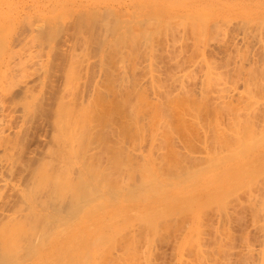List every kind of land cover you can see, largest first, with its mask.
Returning <instances> with one entry per match:
<instances>
[{
    "label": "bare ground",
    "instance_id": "bare-ground-1",
    "mask_svg": "<svg viewBox=\"0 0 264 264\" xmlns=\"http://www.w3.org/2000/svg\"><path fill=\"white\" fill-rule=\"evenodd\" d=\"M11 1L0 5V264H230L233 247L240 249L235 243L246 246L243 255H254L247 235L245 243L241 238L231 245L244 234L240 225H247L241 210L252 197L246 201L245 190H259L251 178L264 180V167L247 178L250 185L247 179L238 184L242 189L221 186L230 167L257 160L256 155L240 158L264 136V110L254 100L264 74V31L261 26L259 39L254 29L257 53L249 56L248 49V57L240 55L238 61L229 42L223 49L224 40L217 65V58L204 62L207 49L200 48L206 34L222 30L224 17L213 7L248 18L252 0H171L176 20L178 14L189 18L193 8L205 10L194 13L200 17L198 33L189 24L193 18L197 23L194 16L188 23L165 17L162 25L158 17L166 0ZM244 31L249 47L254 38L248 41ZM188 33L194 44L186 41ZM175 39L192 43L191 56L178 59ZM186 44L180 47L183 54ZM168 55L178 61L171 63ZM163 56L173 67L185 60L171 72ZM139 62L144 71L138 72L146 78L136 73ZM197 66L203 68L198 75ZM190 73L199 77L196 88L184 82ZM219 80H237L243 90L229 94L217 86ZM244 94L254 98L247 97L252 105ZM243 170L238 172L245 177ZM260 193L251 196L264 197ZM259 201L254 207L264 203ZM238 208L245 214L241 220ZM232 224H237L235 234ZM256 224L264 230V224Z\"/></svg>",
    "mask_w": 264,
    "mask_h": 264
},
{
    "label": "rangeland",
    "instance_id": "rangeland-1",
    "mask_svg": "<svg viewBox=\"0 0 264 264\" xmlns=\"http://www.w3.org/2000/svg\"><path fill=\"white\" fill-rule=\"evenodd\" d=\"M174 1H175V0H174ZM174 1H171V0L163 1V5H162V11H163V12H161V15H160L159 13H155L156 15H160L158 18H161V20H162L161 22L163 23L162 25H164V23H165V22H163L164 19H165V17H168V20H166L167 18L165 19V20L168 22V21L170 20V18H169L170 16H171V19H172V16H173V17L177 16V14H176V15H171V14H170V12H171V8H170V7H171V6H172L177 0H176L175 2H174ZM153 2H154V0H150V3H151V4H152ZM256 2H257V3H256ZM258 2H260V3H258ZM1 3H2V4H1ZM7 4H9V6H10L11 4L13 5V1H11V0H0V5H1V6L5 7V5H7ZM204 7H205V6H204ZM195 9H197V10H195ZM195 9L193 8V9L191 10V13H190V14H192V13H193V14L190 15L189 18H184V17H182V20H183V18H184L183 21H185V19H186V22L188 23V20H190V18L192 19V16L195 15L194 13L197 12L196 14H198L199 12L202 13V12L205 11V10H201V9H199V7H198V8H195ZM249 9H251L252 12L250 13V16H249L248 18H247V17H244V18H245V19H244V18H239V17H237L236 15H234L235 13H232V14L230 15V14L226 13L225 11L219 10L217 7H213V8H212V12H214V13H216V14L221 13V14L223 15V17H224V18H223V21H224V19H226V20L229 21V24H227V23H228L227 21H226L227 23H224L223 21H221L219 24H221V25H220V28H221L222 30L220 29V30H221V31H219L220 33L217 32V33H219V35H218V34H217V36L213 35V34L215 33V32L213 31L214 33H213V32H210L209 34H206V35L204 36V40H205V37H206L205 43H203L202 46L200 47L201 49H202V48L205 49V50L207 49V50H206L207 53H206V52H205L206 54L203 53V54H204V55H203V57H204L203 59H205L204 62H205L206 60H207V61H208V60H211L210 58H212V60H211L212 62H213V59H215V58H217V59H218L219 57L221 58L222 55L219 56L220 53H221L220 50L226 49V47H228V46H227L228 44H226V42H227V43L229 42V44H230V46H229L228 48H230V47L233 48L232 57H234V55H235V59L238 58V59H236V61H238L239 58L241 59V56H240V55H244L243 57H246V58H247L248 56H246L245 53H247L246 51H247L248 49H251V50H248V54H247V55H249V56H251L250 54H252V55L255 54V52L257 53V51H258L257 46H259L257 43L259 42V39H260V36H259V33H258V32H259L261 26H262L261 31H264V30H262V29H264V14H262V13H264V0H252V5H250V8H249ZM254 9H255V10H254ZM218 11H219V12H218ZM200 13H199V15H201ZM260 13H261V14H260ZM151 15H153V12H151ZM151 15H150V16H151ZM202 15H203V14H202ZM261 16H262V17H261ZM148 17H149V15H148ZM156 17H157V16H156ZM179 17H180V16H179V14H178L177 20L180 19ZM194 17H195V16H194ZM252 17H253V18H254V17H255V18L259 17V18H257L258 21L255 20V19H253ZM195 18L198 19V18H200V17L197 16V17H195ZM228 18H229V19H228ZM187 19H188V20H187ZM196 19H195V20H196ZM230 19H231L232 21H231ZM236 19H237V20H236ZM241 19H242V20H241ZM175 20H176V17H175ZM177 20H176V21H177ZM180 20H181V19H180ZM182 20H181V21H182ZM192 20H193V22H194V18H193ZM238 20H239V21L241 20V21H240L241 23H240ZM251 20H252L253 22H252ZM261 20H262V21H261ZM173 21H174V20H173ZM197 21L199 22V19L196 20L195 22H197ZM230 21H231V22H230ZM245 21H246V23H245ZM250 21H251V22H250ZM254 21H255V22H254ZM259 21H260V22H259ZM190 22H191V20H190ZM190 22H189V24H191V25L193 26V28H196L195 31H196V33H198V32H199L198 30H199V28H200L198 25H196V24H198V22H197V23H194L195 25H193V22H192V23H190ZM232 22H233V23H232ZM223 23H224V24H223ZM236 23H237V24H236ZM248 23H249V25H247ZM256 23H257V24H256ZM258 23H260L259 26H258ZM222 24H223V25H222ZM238 24H240L242 27H241L240 25H239V27H238ZM244 24H245L246 26H245ZM252 24H253V25H252ZM254 24H255V25H254ZM162 25H161V27H162ZM227 25H228V26H227ZM231 25H232V27H231ZM197 26H198V28H197ZM223 26H224V28H223ZM229 26H230V29L232 28L233 30H232V29L230 30V29H229ZM233 26H234V27H233ZM235 26H237L238 28L235 27ZM249 26H250V27H249ZM251 26H252V27H251ZM253 26H254V27H253ZM159 27H160V26H159ZM225 27H226V28H225ZM240 27H241V28H240ZM243 27H244V29H245V28H247V29L249 28V31L245 29L246 31H248L247 34H249L248 38L251 36V35H250L251 30H250V29H252V28H253L252 31H253L254 29H256V31H257L256 37L259 36V39L257 40V39L254 38V36H253V33H254V35H255V32H256V31L254 30V31L252 32V36H253L254 39L252 40V38H251V40H252L253 42H252L251 45L248 44L249 47H245L246 45H244L245 43H248V42H247V40H245V41L243 40L244 38L242 37V35L245 37V35L242 34L243 31H244ZM256 27H258L259 29L256 28ZM236 28H237V29H236ZM197 29H198V30H197ZM224 29H225V30H224ZM234 29H235V30H234ZM241 29H242L243 31H241ZM217 30H218V29H217ZM217 30H216V31H217ZM229 30H230V31H229ZM193 31H194V30H193ZM193 31H192V32H193ZM195 31H194V33H195ZM197 31H198V32H197ZM227 31H228V32H227ZM246 31H244V32H246ZM221 32H222V34H221ZM223 32L225 33V36H224V33H223ZM233 32H234V33H233ZM238 32H239V33H238ZM177 33H178V35H177V36H174V38H175V37H176V38H179V32H177ZM177 33H175V34H177ZM196 33H195V34H196ZM211 33H213L212 36H215V37L212 38V36L210 35ZM235 33H236V34H235ZM180 34H181V33H180ZM188 34H189V33H188ZM261 34H264V33L261 32ZM261 34H260V35H261ZM227 35H228V36H227ZM235 35H236V37H235ZM237 35H238V36H237ZM240 35H241V36H240ZM189 36H190V38H189L190 40L187 38L188 40H186V41H190V42H192V41H193V39H192V35L189 34ZM189 36H188V37H189ZM207 36H208V37H207ZM209 36H210V37H209ZM246 36H247V35H246ZM252 36H251V37H252ZM168 37H169V36H168ZM193 37H194V36H193ZM229 37L232 39V41H231L232 43L230 42L231 39H230ZM234 37H235V38H234ZM237 37H238V38H237ZM239 37H241V39H240ZM262 37H264V36H262ZM262 37H261V38H262ZM170 38H171V37H169V44L171 43V42H170ZM207 38H208L209 40H211V42H209ZM217 38H218V39H217ZM220 38H221V39H220ZM248 38L246 37L245 39H248ZM191 39H192V40H191ZM228 39H229V40H228ZM234 39H235V41H237V43H239V44L235 43V44L237 45V47H236V46H234V47L231 46V45L235 42ZM237 39H238V40H237ZM175 40L177 41V39H175ZM219 40H221V41L219 42ZM223 40H224L225 42H224ZM227 40H228V41H227ZM251 40H250V38L248 39V41H251ZM254 40H255L256 42H255ZM262 40H264V39H262ZM207 41H208V42H207ZM217 41H218V42H217ZM242 41H243L244 43H243ZM177 42H178V41H177ZM190 42H184V44H185V43L189 44ZM203 42H204V41H203ZM216 42H217V43H216ZM222 42H224V44H225L226 46H225ZM240 42H241V45H240ZM260 42H261L262 45H264V43H262V42H264V41H260ZM178 43H180V42H178ZM192 43L194 44V42H192ZM192 43H190L188 47H187V44H186V49L188 50L187 53L182 49V50L184 51V54L181 52V49H180V47H181V48L183 47V45H184L183 43H180V44H179V45H180V46H179V49H180V50L178 49V47H176V48L174 47V45L176 46V44H177L176 42H175V44H174L173 46H170V45H171V44H170L169 47H172V48H174V49H178V50H173V51L175 52V54L178 56V59H179L180 57H183V58H184L187 54H190V53H191L190 50H193V49H192V48H193V47H192V46H193ZM215 43H216V45H215ZM218 43H219V44H218ZM221 43L224 45V48H223V46H222ZM181 44H182V45H181ZM205 44H206L207 47L204 46ZM209 44H210V45H209ZM255 44H256V45H255ZM259 44H260V43H259ZM219 45H220V47H219ZM248 45H247V46H248ZM254 45H255V46H254ZM177 46H178V44H177ZM184 46H185V45H184ZM203 46H204L205 48H204ZM209 46H211V47H209ZM221 47H222L223 49H222ZM238 47H239V48H238ZM251 47H252V48H251ZM253 47H254V49H253ZM183 48H184V47H183ZM210 48H211V49H210ZM212 48H214V49H212ZM215 48H216V50H215ZM219 48H220V49H219ZM234 48H235V49H234ZM236 48H237V49H236ZM243 48H245L246 50H244ZM184 49H185V48H184ZM189 49H190V50H189ZM208 49H209V50H208ZM242 49H243V50H242ZM168 50H169V49H168ZM168 50H167V51H168ZM187 50H186V51H187ZM210 50H211V51H210ZM214 50H215V51H214ZM237 50H238V52H237ZM253 50H254V51H253ZM256 50H257V51H256ZM259 50H260V49H259ZM170 51H171V52L168 51L170 54L173 53V51H172L171 49H170ZM176 51H177V52L180 51L181 53L177 54ZM217 51H218V52L220 51V53H218ZM249 51H250L251 53H250ZM209 52H210V53H209ZM212 52L215 53V54H216L215 56H218V57L211 56L210 54H211ZM244 52H245V53H244ZM185 53H186V54H185ZM217 53H218V54H217ZM234 53H235V54H234ZM242 53H244V54H242ZM167 54H168V53H167ZM167 54H166V55H167ZM173 54H174V53H173ZM180 54H181V56H180ZM207 54H208V56H209V55H210V56L208 57ZM176 55H175V56H176ZM205 55H206V56H205ZM223 55H225V53H224ZM168 56H169V55H168ZM172 56H173V55H172ZM179 56H180V57H179ZM187 56H191V55H187ZM187 56H186V57H187ZM192 56L195 57V56H196L195 53H194V54L192 53ZM164 57H165V61H163V59H162V63H163V64H167L166 62H168V61H166V59H167L168 57H167V56H163V58H164ZM186 57H185V58H186ZM207 57H208V58H207ZM243 57H242V58H243ZM171 58H172V57L169 56V59H171ZM183 58H181V59H183ZM206 58H207V59H206ZM249 58H251V57H249ZM261 58H264V54H262ZM169 59H168V60H169ZM175 59L177 60V57H174V59L172 58V59H171V63H172V60H175ZM181 59H180V60H181ZM186 59H187V58H186ZM193 59H194V58H193ZM193 59H192V60H193ZM195 59H196V58H195ZM198 59H199L198 61L200 62V58H199V57H198ZM217 59H215V60H217ZM180 60H179V61H180ZM183 60H185V59H183ZM183 60L180 61V62H183ZM201 60H202V59H201ZM177 61H178V60H177ZM177 61H174V62L177 63V64H176V67L179 66L178 64H180V66H181V63H180V62H177ZM196 61H197V60H196ZM198 61H197V62H198ZM141 62H142V61H141ZM202 62H203V60L200 62V64H202ZM209 62H210V61H209ZM220 62H221V61H220L219 59H218L217 61H215L216 65H217V63L219 64ZM160 63H161V62H160ZM160 63H159V64H160ZM169 63H170V62H168V64H169ZM171 63H170L169 66H171L172 68H170V70H169V66H168V70H169V71H171V69H173V68H176L175 66L173 67V65H171ZM245 63H246V62H245ZM262 63H264V59H261L260 64H262ZM138 64H140V62L137 63L138 69H137L136 73L142 76V74H144V72H140V71H139V72H140V73H139L138 70L141 69L143 62H142V64H140V65H138ZM163 64L160 65V68H161L160 70H161V72H162V69H164V67H165V66H162ZM168 64H167V65H168ZM189 64H191V63L189 62ZM167 65H166V67H167ZM174 65H175V63H174ZM262 65H264V64H262ZM161 66H162L163 68H162ZM182 66H183V65H182ZM139 67H140V69H139ZM184 67H185V64H184ZM186 67H190L189 69H192V68H191L192 66H189V65H187V64H186ZM186 67H185V68H186ZM203 67H204V66H203ZM178 68H179V67H178ZM189 69H188V70H189ZM197 69H198V70H197ZM199 69H200V70H199ZM201 69H203V68H200L199 66H197V68L195 69L196 71L193 69V72H197V71L200 72V71H202ZM219 69L222 71L224 68H223V67H222V68L219 67L218 70H219ZM142 70H143V69H141V71H142ZM164 70H165V72H166V68H165ZM164 70H163V71H164ZM168 70H167V71H168ZM178 70L181 71L180 68H179ZM178 70H177V69L175 70V71H176V74H177V71H178ZM185 70H186V69H185ZM185 70H184V68L182 69L183 72H185ZM220 70H219V71H220ZM143 71H144V70H143ZM179 71H178V72H179ZM186 71H187V70H186ZM224 71H225V70H223L222 72L224 73ZM159 72H160V71H159ZM161 72L159 73V75H160V76L163 75L162 77H164V74L161 73ZM165 72H164V73H165ZM171 72H172V71H171ZM199 72H197V75H198ZM141 73H142V74H141ZM168 73L170 74V72H168ZM173 73H175V72L173 71ZM223 73H222V75H223ZM137 74H136V75H137ZM180 74H182V72H180ZM218 74L220 75L221 72H218ZM139 75H138V76H139ZM171 75H172V74H171ZM187 75H188V74H187ZM189 75H190V76H189ZM189 75L187 76V77H189V78L186 77V79H188V81H186L185 79H184L185 81L183 80V81L186 82V83L189 82V83H188V86H187V84H185V85H186L187 87H189V84H190V87H194V88H196V87L199 85V83L197 84V82H198V78H199V77L196 78V77H197L196 73H194V76H193V73H190ZM222 75H221V76H222ZM262 75H264V74H262ZM262 75H261V77L264 78V76H262ZM141 76H140L141 79L138 78L139 80H143V78H146V77H147V75H145V74H144L145 77L142 78ZM165 76H167L166 79H167L168 77H169L168 79H170V75H168L167 73H166ZM185 76H186V75H185ZM199 76H200V74H199ZM258 76H259V75H258ZM136 77H137V76H136ZM190 77H191V79H190ZM192 77H193V78H192ZM159 78L161 79V77H159ZM184 78H185V77H184ZM195 78H196L197 80H194ZM224 78H225V77H224ZM262 78L259 79L260 82L258 81V82H259V83H258L259 86L262 85L261 89L257 90L258 93H255V92H254L255 94H258V96H255V95H254V96H255V99H254V98H251V94L249 95V97L247 96L248 94H244V97H245L246 99L249 98L250 100H251V99L259 100V102L261 103L262 106H261V105H259V106H261V107H259L258 105H255V106H256V107L258 106L259 108H261L262 110H264V108H262V107H264V99H262V98H264V95H262V94H264V92H261V94L259 93L260 90H264V89H262V88H264V79H262ZM168 79H167V80H168ZM162 80H164V78H162ZM192 80H194V81L192 82ZM261 80H262V82H261ZM164 81H165V83L167 84L166 80H164ZM195 81H196V82H195ZM228 81H230V80H228ZM228 81H227V82H226V81L223 82V81H220V80H219V81L217 82V84H218L217 86H219V87L222 86L221 88H223V87L226 88V87H227L229 94H230L231 92L234 93V94H235V93H238V92H239V89H241V87H242L241 83H240V84H239V83L237 84V83H236L237 80H232V81H231L232 83L230 82L232 86H230V85H229L230 83H229ZM233 81H235V82H233ZM225 82H226V83H225ZM221 83H222V84H221ZM224 83H225V84H224ZM227 83H229V84H227ZM192 84H194V85L192 86ZM234 84H235V85H234ZM228 85H229V86H228ZM239 85H241V86L239 87ZM228 87H229V88H228ZM230 87H231V88H230ZM233 87H234V88H233ZM173 88H175V86H173ZM258 88H259V87H258ZM190 89H193V88H190ZM231 90H232V91H231ZM235 90H237V92H236ZM242 90H243V89H241V91H242ZM228 92H227V94H228ZM232 93H231V94H232ZM151 95H152V94H151ZM151 95H150V96H151ZM245 95H246V96H245ZM234 96H236V94H235ZM260 96H262V98H260ZM151 97H152V96H151ZM151 97H150V98H151ZM247 97H248V98H247ZM252 97H253V95H252ZM258 97H259V98H258ZM256 98H257V99H256ZM249 99H248V102L250 101ZM255 102H256V101H255ZM249 103H250V102H249ZM251 103H252V102H251ZM251 103H250V105H252ZM260 103H259V104H260ZM254 104H255V103H254ZM257 104H258V103H257ZM253 107H254V105H253ZM262 134H264V132H262ZM262 134H261V135H262ZM261 135H260V136H261ZM257 136H258V135H257ZM261 137L264 138V136H261ZM261 137H259V139H260L259 141H262ZM256 138H257V139L254 140L255 143H256V141H258V137H256ZM259 141L257 142L259 145H258L257 143L255 144V145H256L255 147H254L253 145H251V146L254 147V149H253V148H252V149L249 148V149H250V150H249V149L247 148L249 151H248V150H245V151H247V153H245V151H244V155H243V157L240 158V159H242V158L245 157L246 159H249V158H252L253 156L256 155V159H257V160H254V159H253V160H251V161H253V163H250L251 161H249V162L246 163L245 165L242 164L244 167L241 166V165H239V166L235 165V166H233V167H230L231 169L225 174L224 182H225L226 184H225L224 186H221L222 189H223L224 187L230 186V188L232 187L233 190H234V187H233L234 184H237V187L235 186V188H238V186H239L238 184H240V186H241V184H242V185H243V184L246 185L245 180H246L247 178H249L250 175H251V176H250V178H251L253 173H255V172H257V171L260 172L259 169H261L262 167H264V163L261 164V162H264V152H261V150L259 151L260 146H261V145H264V141H262L261 143H260ZM249 163H250V164H249ZM258 164H259V165L261 164V165L259 166ZM251 165H252V166H251ZM257 165H258L259 167H258ZM256 166H257L258 168H257ZM245 167H246V168H245ZM248 167H250V169H252V167H253V169H252L253 172H252L251 170H249ZM256 168H257V169H256ZM241 169H242V170L245 169V170H243V172H244V171H245V172H244V173L242 172L243 174H245V173L247 174V173H248L249 175H248V174H247V175L245 174L246 176L244 177V175H242V174H240V173L238 172V171H240ZM246 170H247V171H251V172H250V173H249V172H246ZM261 171L264 172V168H262ZM259 172H257V173H259ZM262 172H261V173H262ZM257 173H256V175H260V174H257ZM239 175H241V176H243V177H240ZM254 175H255V174H253V176H254ZM262 175H264V174H261L260 176H262ZM257 177H258V179H257ZM254 179H256L255 181L261 179L260 181H257V182L260 183V184L262 183L261 181H264V180H262V177L259 178V176H255ZM232 180H233L235 183H234V182H231ZM247 180H248V181H247ZM247 180H246L247 184L250 185V183H248V182H249V179H247ZM251 180L254 182V183H251V184H255V186H257V188H259V190H258V189H257V190L254 189V191H256V192L259 191L258 193H260V191H262V190L260 189V184L257 185V184H256L257 182L255 183V181H254L252 178H251ZM251 180H250V182H252ZM230 182H231V183H230ZM237 182H238V183H237ZM261 185L264 186V184H261ZM240 186H239V188L242 189V187H240ZM255 186H251V188H253V187H255ZM244 187L247 188L246 186H244ZM232 188H231V189H232ZM245 188H243V189L245 190ZM255 188H256V187H255ZM231 189H230V190H231ZM217 190H218V188H216L214 191H217ZM233 190H232V191H233ZM239 190H240V189H239ZM239 190L237 189L238 192H239ZM244 190H243V193H244ZM246 190H247V189H246ZM246 190H245L246 201H248V199H250V197H252L251 201H255V199H256L255 197L257 196L258 193H256V192L254 193V192H253L254 194H252V193L250 194V190H251V192L253 191V189H250V186H249V189H248L249 193H248V191H247V193H246ZM237 191H236V189H235V195H236V192H237ZM230 192H231V191H230ZM238 192H237V193H238ZM240 192H241V190H240ZM240 192H239V193H240ZM262 192H264V191H262ZM262 192H261V193H262ZM215 193H216V192H214V194H215ZM233 193H234V191H233ZM233 193H232V194H233ZM261 193H260V195H262ZM214 194L212 193V195H210V194H207V195H208V196L210 195V196L212 197ZM240 194L242 195V192H241ZM240 194H239V195H240ZM248 194H249V195H248ZM207 195L205 194V195L203 196V197H205V200H207V199H206V197H208ZM235 195H234V196H235ZM239 195H238V196H239ZM241 195H240V196H241ZM243 195H244V194H243ZM251 195H254L255 197H254V196H251ZM210 196H209V198H210ZM231 196H232V195H231ZM234 196H232V197H234ZM238 196H237V197H238ZM245 196H243L244 201H245ZM249 196H250V197H249ZM258 196H259V194H258ZM258 196H257V197H258ZM216 197H217V198H216ZM216 197L213 196V198H216V199H219L218 197H220V196H217V195H216ZM253 197H254L255 199H254ZM239 198H240V197H239ZM241 198H242V196H241ZM259 198H260V197H259ZM259 198H257V199L260 200V201H261V200L264 201V197L261 196V198H260V199H259ZM257 199H256V200H257ZM212 200H213V199H212ZM219 200H220V199H219ZM239 200H241V203L244 202V201L242 202V199H239ZM258 200H257V202H258ZM251 201L249 202V203H250V206H247V203L245 202V203H246V206H245L246 208H244V206H243V205H245V203H244V204L242 205V208H243V209H242V208H241L242 210L240 209L241 212H243V210L245 209L244 211H245V214H246V215L243 214L244 212H243V213L239 212L240 210H239V208H238L237 216H239V218H240V216H241V218H240V219L238 218V219L241 220V219H242V215H245V216L243 217V220H244V222H245L247 225L244 226V225H242L241 223H239V222H242L243 220H242V221L236 220V223L241 224V225H240L241 228L244 227V229L241 230V228H239L240 226H238V228L240 229V231H241V232H244V234H245V232H246V234L244 235L243 233H240V232H239V234H237V235H240V234H241L240 236H236V235H235L236 237H239V238H236V237H235L231 246H233V244L235 243V242H234L235 239H238V240H239V239L242 238V242H243V240H244V239H243V238H244L243 236H246V235H247V236L250 238V240H249V238H248V242H250V243H248V244H249L248 246L251 247V248H253L252 251H253V250H254V251H253L252 253H254V255L251 254V257H249V255L246 256L245 253H246V252L248 253V251L245 250V249H246V246L244 245L245 247H243V246L241 245V244H243V243H245V242L242 243V242L236 240L237 242H240L239 244H240L241 246L237 245L238 243H235V246L238 247V248L240 247L241 252L239 251L240 249H237V248L233 247V249H235V250L232 251V252H235L236 249H237L238 252H239V253H237V251L235 252V253H237L239 256L235 255V253L232 254V252H231V254H229L230 261H231V257H232L233 264H236V263L238 264L239 260L241 261V262H239V264H244V263H245V264H264V230H262V228H260L259 225L255 227V224H256L255 218H256V216H254L255 214H254V215L252 214V213H256L257 218H258V219H256V220H257V224H264V220H262V219H264V212H262V211H264V209H262V207H264V206H262V204H264V203H262V201H261V202L259 201L260 203H262L261 206H258L259 208L262 209V211H261V209H259L258 207H257V208L254 207V205H255V204L258 205V203H257V202H254V203H253V206H252V205H251ZM208 203H210V202H208ZM211 203H212V202H211ZM215 203H216V202H215ZM215 203H214V204H215ZM249 203H248V205H249ZM260 203H259V205H260ZM212 204H213V203H212ZM210 205H211V204H210ZM215 205H216V208H218L217 206H218L219 204L217 205V203H216ZM215 205H214V206H215ZM235 205H236V204H235ZM257 205H256V206H257ZM207 206H208V204H207ZM211 206H213V205H211ZM214 206H213V207H214ZM251 206H252V207H251ZM213 207H212V208H213ZM236 207H237V205H236ZM238 207H240V206L238 205ZM250 207H251V208L254 207L255 209H252L253 211H252V212H249V209H251ZM248 208H249V209H248ZM213 209H215V208H213ZM236 209H237V208H236ZM247 210H248V212H247ZM254 210H255L256 212H254ZM259 211H260V213H259ZM235 212H236V211H235ZM246 212H247L248 214H247ZM261 212H262V214H261ZM239 213H241V214L238 215ZM249 213H251V214H249ZM257 213L260 214L259 217H258V214H257ZM235 215H236V214H235ZM250 215H251V216H250ZM261 215H262V217H261ZM252 216H253V222H255V223H251V222H252V219H251L250 217H252ZM245 217H246V218H245ZM260 217H261V219H260ZM260 220H262V222L258 223ZM237 221H238V222H237ZM249 221H250V222H249ZM244 222H243V223H244ZM234 223H235V222H234ZM245 223H244V224H245ZM248 224H249V225H248ZM253 224H254V228L252 227ZM257 224H256V225H257ZM233 225H235V224H232V225H231V228H232V229H230V230H231V233H232L234 230L237 229V228H236V225H237V224H236L235 226H233ZM261 226H262V225H261ZM234 227H235V228H234ZM257 227H258V229H257ZM233 228H234V230H233ZM248 228H249V229H248ZM251 228H252V230H251ZM259 228H260V229H259ZM255 229H256V230H255ZM236 231L238 232V230H236ZM236 231H234L233 233L235 234ZM261 235H262V236H261ZM233 236H234V235H233ZM256 238H257V239H256ZM253 239H254V240H253ZM255 240H256V241H255ZM261 240H262V241H261ZM257 241H258V242H257ZM251 243H252V244H251ZM254 245H255V246H254ZM258 245H259V246H258ZM241 247H243V248H245V249H242ZM249 247H248V248H249ZM251 248H250V249H251ZM242 250H243V252L245 251L244 255L242 254ZM257 251H258V252H257ZM240 254L243 255V259H242V256H240ZM232 255H233V256L235 255V256L233 257ZM245 256H246V257H245ZM257 256H258V257H257ZM236 257H237V258L239 257V258H238V261H237V258H236ZM240 257H241V258H240ZM244 257H245V258H244ZM233 258H234V259H233ZM235 258H236V259H235ZM241 259H242V260H241ZM232 261L230 262V264H232ZM236 261H237V262H236ZM234 262H235V263H234Z\"/></svg>",
    "mask_w": 264,
    "mask_h": 264
}]
</instances>
